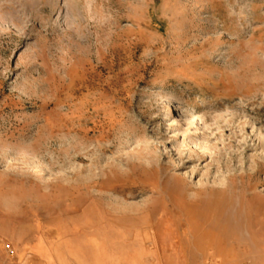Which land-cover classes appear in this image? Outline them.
<instances>
[{"label":"rangeland","instance_id":"374dc122","mask_svg":"<svg viewBox=\"0 0 264 264\" xmlns=\"http://www.w3.org/2000/svg\"><path fill=\"white\" fill-rule=\"evenodd\" d=\"M253 231L264 0H0V264H264Z\"/></svg>","mask_w":264,"mask_h":264},{"label":"bare ground","instance_id":"6f19581e","mask_svg":"<svg viewBox=\"0 0 264 264\" xmlns=\"http://www.w3.org/2000/svg\"><path fill=\"white\" fill-rule=\"evenodd\" d=\"M194 46V45H193ZM192 50V49H191ZM194 51V50H193ZM189 52V51H188ZM191 52V51H190ZM189 52V53H190ZM192 55V54H191ZM188 59V58H187ZM197 60V59H196ZM201 60V59H200ZM198 61V60H197ZM178 62V61H177ZM200 62V61H199ZM186 63V62H185ZM191 63V62H190ZM189 63V64H190ZM202 63V62H201ZM188 64V65H189ZM193 64V63H192ZM200 64V63H199ZM179 64H177L176 66H178ZM198 65V64H197ZM206 65V64H205ZM210 65V64H209ZM181 66V65H180ZM185 66V65H184ZM194 66V65H193ZM196 67H198V66H196ZM212 67V66H211ZM185 68H186V66H185ZM203 68V67H202ZM205 68H207V67H205ZM204 68V69H205ZM194 69H196V68H194ZM198 69V68H197ZM201 69V68H200ZM208 69H210V67H208ZM185 71H190L191 73H192V75L194 76V77H196V78H199V79H202V73H196L198 70H190V69H184ZM180 71V70H179ZM178 72V71H177ZM184 72V71H183ZM193 72H195V73H193ZM201 72H203V70L201 71ZM203 73H205V72H203ZM205 75V74H204ZM192 78V77H191ZM199 81V80H198ZM201 81V80H200ZM172 182V190L170 191V192H177V193H179V194H181L183 191H184V188H183V185L178 181V179H174V180H172L171 181ZM212 194H213V196H216V195H219L220 194V192L219 191H212ZM218 198H220L219 196H217ZM223 198V197H222ZM250 204H251V206H254L256 209H260V200H258L257 198H252L251 200H250ZM225 208H226V206H225ZM243 213V212H242ZM233 215V214H232ZM244 215V214H243ZM225 216V215H224ZM245 216V218H246V225L247 226H253L254 224H252L251 223V221H250V219H248V215H244ZM240 215H238L237 216V220H236V218H235V220H236V222H234L232 225H226L225 226V234L226 235H234V234H238L239 233V229L241 228V226L242 225H244V223H243V221L241 222V220H240ZM223 218V217H222ZM233 218H234V216H233ZM225 219V218H224ZM227 223V222H226ZM221 224V223H220ZM231 224V223H230ZM222 225V224H221ZM216 226V225H215ZM218 227H219V224L217 225ZM221 227V226H220ZM213 228H215V227H213ZM215 229H217V228H215ZM217 230H219V229H217ZM260 231V230H259ZM259 231H253L252 233H251V235L249 236V238L247 239V240H245V241H247V244L249 245V246H254V247H256V246H261V245H264V239L260 236V232ZM261 231H263V230H261ZM261 233H263V232H261ZM264 234V233H263ZM241 241H244V240H241ZM263 250V249H262ZM262 254V253H261ZM246 258H248V259H251V260H253V259H257V257H255V256H250V257H246ZM262 258V257H261ZM259 259V258H258ZM257 259V260H258Z\"/></svg>","mask_w":264,"mask_h":264},{"label":"crops","instance_id":"0c3cea01","mask_svg":"<svg viewBox=\"0 0 264 264\" xmlns=\"http://www.w3.org/2000/svg\"><path fill=\"white\" fill-rule=\"evenodd\" d=\"M135 251L129 252L128 249L127 255L130 258L142 257V255ZM152 258L156 259L158 257L153 254ZM88 264H129V262L125 260L124 254L122 252L113 253L112 251L106 249L103 253L99 255V257H97L96 254L93 253L90 257V262Z\"/></svg>","mask_w":264,"mask_h":264}]
</instances>
